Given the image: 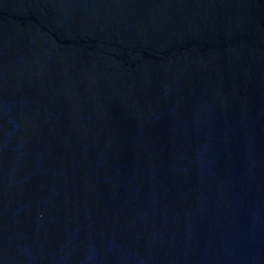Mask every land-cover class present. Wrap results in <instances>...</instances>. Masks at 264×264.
Listing matches in <instances>:
<instances>
[{
	"label": "water",
	"instance_id": "obj_1",
	"mask_svg": "<svg viewBox=\"0 0 264 264\" xmlns=\"http://www.w3.org/2000/svg\"><path fill=\"white\" fill-rule=\"evenodd\" d=\"M0 264H264V0H0Z\"/></svg>",
	"mask_w": 264,
	"mask_h": 264
}]
</instances>
